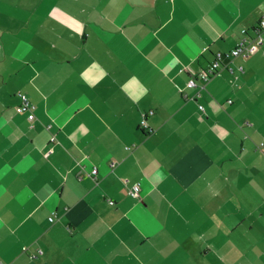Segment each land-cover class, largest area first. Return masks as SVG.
Wrapping results in <instances>:
<instances>
[{
	"label": "crops",
	"instance_id": "obj_1",
	"mask_svg": "<svg viewBox=\"0 0 264 264\" xmlns=\"http://www.w3.org/2000/svg\"><path fill=\"white\" fill-rule=\"evenodd\" d=\"M263 13L0 0V264H264V42L187 86Z\"/></svg>",
	"mask_w": 264,
	"mask_h": 264
},
{
	"label": "built area",
	"instance_id": "obj_2",
	"mask_svg": "<svg viewBox=\"0 0 264 264\" xmlns=\"http://www.w3.org/2000/svg\"><path fill=\"white\" fill-rule=\"evenodd\" d=\"M264 30V13L262 18L255 27V36H250L246 29L242 30L243 36L239 39L235 48L230 51L222 52L218 51L214 54L213 60L208 64V66L202 69L196 74H191L187 86L189 88H198L197 96H200L201 90L205 88V83H207L213 76L217 75L220 70L228 68L230 71H233V68L229 66L228 62L238 56L247 59L252 53H254L259 45L264 42L261 32ZM243 71V68H240ZM200 80V82L198 81ZM20 104L17 106L18 112H27L30 118H33V111L35 109V104L32 103L29 98L23 94L19 93ZM229 102H232L231 100ZM200 110H204L202 105H199ZM142 127L147 128L148 124L146 121V116L141 122ZM258 148L264 153V142L258 144ZM129 149V147H128ZM140 184L136 183L129 187V194L132 197L138 198L140 196ZM110 204H113V201L109 200ZM50 222L55 220L54 216H50Z\"/></svg>",
	"mask_w": 264,
	"mask_h": 264
}]
</instances>
